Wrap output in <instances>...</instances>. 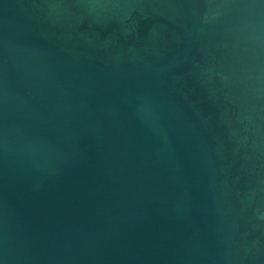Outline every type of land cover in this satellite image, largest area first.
I'll return each mask as SVG.
<instances>
[{"label": "water", "instance_id": "1", "mask_svg": "<svg viewBox=\"0 0 264 264\" xmlns=\"http://www.w3.org/2000/svg\"><path fill=\"white\" fill-rule=\"evenodd\" d=\"M0 264H264V0H0Z\"/></svg>", "mask_w": 264, "mask_h": 264}]
</instances>
